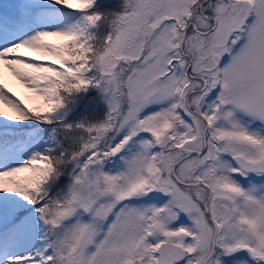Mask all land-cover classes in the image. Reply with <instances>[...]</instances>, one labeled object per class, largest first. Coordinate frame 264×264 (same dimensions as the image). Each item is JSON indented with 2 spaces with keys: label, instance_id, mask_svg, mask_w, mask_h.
Here are the masks:
<instances>
[{
  "label": "snow or ice",
  "instance_id": "snow-or-ice-1",
  "mask_svg": "<svg viewBox=\"0 0 264 264\" xmlns=\"http://www.w3.org/2000/svg\"><path fill=\"white\" fill-rule=\"evenodd\" d=\"M0 264H264V0L0 3Z\"/></svg>",
  "mask_w": 264,
  "mask_h": 264
},
{
  "label": "bare ground",
  "instance_id": "bare-ground-1",
  "mask_svg": "<svg viewBox=\"0 0 264 264\" xmlns=\"http://www.w3.org/2000/svg\"><path fill=\"white\" fill-rule=\"evenodd\" d=\"M6 82L10 85V87H12L14 91L17 92L21 98H24V93L26 90L18 82H16L10 74H6Z\"/></svg>",
  "mask_w": 264,
  "mask_h": 264
},
{
  "label": "rangeland",
  "instance_id": "rangeland-1",
  "mask_svg": "<svg viewBox=\"0 0 264 264\" xmlns=\"http://www.w3.org/2000/svg\"><path fill=\"white\" fill-rule=\"evenodd\" d=\"M9 2L14 3L15 0H0V3H3V4H9ZM104 2H105V5L107 7L112 8V9H116L120 6V4L123 2V0H104ZM27 95H28V93L25 92L23 99H26Z\"/></svg>",
  "mask_w": 264,
  "mask_h": 264
}]
</instances>
